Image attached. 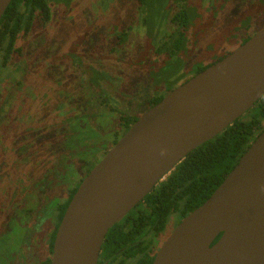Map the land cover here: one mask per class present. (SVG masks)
<instances>
[{"label":"rangeland","instance_id":"1","mask_svg":"<svg viewBox=\"0 0 264 264\" xmlns=\"http://www.w3.org/2000/svg\"><path fill=\"white\" fill-rule=\"evenodd\" d=\"M189 2L193 8L189 21L207 30L197 39V47L190 46L182 69L172 60L157 73L143 59L145 50L153 53L158 34L162 39L175 30L171 22L177 12L174 0H52L50 21H35L31 33L19 40L20 51L8 67L0 64V264L46 260L49 233L57 220V199H66L90 166L95 167L125 134L126 121L132 125L150 109L154 98L190 79L192 74L178 82L191 71L192 63L216 59L264 28V0ZM190 33L194 38V28ZM158 59L160 63L165 60ZM17 82L20 88L12 92L5 88ZM102 91L108 103L100 97ZM43 96L54 102L42 108V118H52L57 108L59 117L66 115L65 120L72 123L64 124L63 136L71 138L64 141L61 157L76 166L67 172L61 157L58 163L48 160L50 151L62 147L59 128L15 135L10 124L20 123L18 131L22 132L30 129L25 124L29 119L40 122L36 115H22L29 102L33 106ZM60 101L65 108L58 106ZM12 102L19 107L24 103L23 109L11 111ZM178 221L171 219L156 245L168 238Z\"/></svg>","mask_w":264,"mask_h":264},{"label":"water","instance_id":"2","mask_svg":"<svg viewBox=\"0 0 264 264\" xmlns=\"http://www.w3.org/2000/svg\"><path fill=\"white\" fill-rule=\"evenodd\" d=\"M12 1L0 0V21ZM263 97L264 28L127 129L71 199L50 264H98L108 232ZM152 264H264V130L210 198L174 228Z\"/></svg>","mask_w":264,"mask_h":264},{"label":"trees","instance_id":"3","mask_svg":"<svg viewBox=\"0 0 264 264\" xmlns=\"http://www.w3.org/2000/svg\"><path fill=\"white\" fill-rule=\"evenodd\" d=\"M51 1H12L0 21L1 67H8L12 56L20 51L16 47L18 39L31 32L35 21H41L44 24L50 21L52 15ZM174 2L177 12L172 16L171 22L173 26H176L175 30L165 38L162 36V39L158 34L153 46V53L150 52L149 48L148 51L145 50V55H143L145 61L149 60L148 67L154 68L157 73H159L160 67L166 65V62L172 63V60L177 62L176 67L182 69L189 58L190 46L197 47L199 41L197 39L203 38L205 36L204 32L207 30H203L206 27L205 25L200 27L198 22L189 21L188 12L193 9L189 0H174ZM170 13H168V17ZM237 20L231 25L233 29L236 27ZM191 28H194V38L190 33ZM199 30H203V33L199 34ZM249 39L250 37L244 38L242 44ZM230 52L231 50L225 51L228 54ZM228 54L220 55L216 59L213 58L200 64L195 61L191 64V71L182 74L178 82L189 74H192V76L198 74L214 62L222 60ZM152 55H154L153 58ZM150 56L152 60L149 58ZM161 57H164L165 60L160 63L158 58ZM158 77L161 76L158 75ZM188 79L187 77L184 82ZM177 86L178 84L170 87L168 92ZM163 97L154 98L150 103V107L159 103ZM81 106L82 103H79V108ZM138 118L136 117L134 122ZM64 123L70 122L65 120ZM130 126L126 121L125 127L129 129ZM263 130L264 97L254 109L236 121L221 135L190 153L135 210L108 232L100 256V264L106 262L108 264H128L127 261H131L130 264H152L159 249L156 242L166 232L171 219H179L177 224L179 225L186 216L205 203ZM63 165L64 168L68 167L66 172L73 166L67 161H64ZM76 191L77 188L71 190L68 199L64 203H59L56 207L57 220L49 233L47 242L50 256L41 264H50L51 262L57 228ZM220 237L221 235L214 243ZM119 258L122 259L120 263L117 262Z\"/></svg>","mask_w":264,"mask_h":264},{"label":"flooded vegetation","instance_id":"4","mask_svg":"<svg viewBox=\"0 0 264 264\" xmlns=\"http://www.w3.org/2000/svg\"><path fill=\"white\" fill-rule=\"evenodd\" d=\"M35 24V23H34ZM44 24V23H43ZM32 31V30H31ZM31 33V32H30ZM28 35V34H27ZM253 35H255V33L253 34ZM253 35H250V36H248V37H252ZM25 36V35H24ZM23 37V36H22ZM22 37H20L19 39H18V43H19V40L22 38ZM245 38H247V37H245ZM244 39V38H243ZM243 41V40H242ZM242 41H241V44H242ZM18 43H17V45H16V47H17V49H19L18 48ZM241 44L240 45H236L235 47L237 48V47H239V46H241ZM244 44V43H243ZM235 47H232L231 49V52L230 53H232L236 48ZM20 50V49H19ZM230 50V49H229ZM229 53V54H230ZM16 54V53H15ZM226 54H228V53H225V54H223V55H226ZM214 63H216V62H214ZM2 68V67H1ZM4 68V67H3ZM185 83V82H184ZM13 85V84H12ZM12 85H10L9 87H6L5 86V88L6 89H9L10 90V92H12L13 90H16V89H18V88H20V86H21V84H20V82H17L16 83V86L15 87H13ZM23 85V84H22ZM13 88H12V87ZM103 93H105L104 91H102L101 92V95H100V97H102L103 99H104V101H105V103L107 102V100L105 99V97L103 96ZM1 98V97H0ZM74 101V100H73ZM34 105L32 106V104H31V102H29V107H28V105H27V103H25V106L26 107H28L27 109H26V111H27V113H25L24 115H22V116H30V115H36V118L37 119H40L41 118V121L40 122H37V121H34L33 119H29V121L28 122H26L25 124L28 126H30L31 125V127H30V129H26L25 131H22V132H20V131H18L20 128H21V125H20V123H14V122H10V124L11 125H13L14 126V129H16V130H14V132H16L15 133V135H17V134H23V133H26V132H29V131H31V130H36V131H41L44 127H49L50 128V131L51 130H55L56 128H59L60 129V131H61V133L60 134H58V141L59 140H61V144H62V147H61V149H59V148H56L55 150H53V151H50L49 152V154H48V160L49 159H51V160H49V161H51V162H59L58 160H59V157H61V152L63 151V146H64V141L65 140H68V139H70L71 137H64L63 136V131H64V121H65V118H64V116H66V115H64V116H62V117H59V115H60V111H58V113H57V108L54 110V114L52 115V118H42L41 116H43L42 115V108L43 107H46L47 105H49V104H52L54 101L53 100H47V99H45V96H43V98H41V97H39L38 99H36V100H34ZM63 101H60V102H58V106L59 107H63V108H65V103L63 104L62 103ZM14 102H12L10 105V110L11 111H14V109H18L19 111H21L22 109H23V106H24V103H22L23 105L21 106V107H19L20 106V104L19 103H15V104H13ZM108 103V102H107ZM151 108V107H150ZM9 110V111H10ZM67 110V109H66ZM78 113V112H77ZM66 120H68V118L66 117ZM132 123H134V121L132 122ZM72 124V123H71ZM130 124V123H129ZM3 131H4V129H3ZM115 144H113V146H114ZM8 147V146H7ZM105 156V155H104ZM103 156V157H104ZM62 158H64L63 157V155H62V157H61V159ZM100 161V159L98 160V162ZM98 162H96L95 164H94V166L98 163ZM45 163H47V159H46V161H45ZM62 163H64V160L62 159ZM64 166V165H63ZM76 166V163H74V165H73V167H75ZM58 168V167H57ZM56 168V169H57ZM92 170V168H91V166H90V168L86 171V173H84L82 176H83V178L80 180V182H79V184H77V186L76 187H74V188H72L71 190H73V189H75V188H77L78 189V187L80 186V184L82 183V181H83V179L89 174V172ZM35 173L38 175L39 173L37 172V171H35ZM36 175V176H37ZM167 178V177H166ZM49 179V178H48ZM61 185V184H60ZM48 186L50 187V183L48 184ZM70 190V191H71ZM70 191H69V194H68V196L66 197V199L65 198H63V197H60V198H58L57 200H59L60 201V203H64L67 199H68V197H69V195H70ZM56 207H57V205H56ZM56 209V208H55ZM174 230V229H173ZM172 230V231H173ZM166 233V232H165ZM164 233V234H165ZM163 234V235H164ZM162 235V236H163ZM162 236L161 237H159V239H162ZM158 239V240H159ZM167 239V238H166ZM165 241V240H164ZM163 241V242H164ZM162 244H160V245H158L159 247L161 246ZM121 260L122 259H118V263H120L121 262ZM127 263L128 264H130L131 263V261H127ZM98 264H100V258H99V262H98ZM102 264V263H101ZM103 264H108V262H106V263H103Z\"/></svg>","mask_w":264,"mask_h":264},{"label":"built area","instance_id":"5","mask_svg":"<svg viewBox=\"0 0 264 264\" xmlns=\"http://www.w3.org/2000/svg\"><path fill=\"white\" fill-rule=\"evenodd\" d=\"M165 179H166V178H165ZM165 179H164V180H165ZM164 180H163V181H164Z\"/></svg>","mask_w":264,"mask_h":264}]
</instances>
